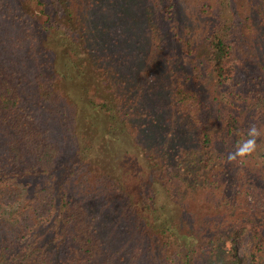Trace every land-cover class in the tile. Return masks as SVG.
Listing matches in <instances>:
<instances>
[{"label": "trees", "instance_id": "1", "mask_svg": "<svg viewBox=\"0 0 264 264\" xmlns=\"http://www.w3.org/2000/svg\"><path fill=\"white\" fill-rule=\"evenodd\" d=\"M137 1L141 6L144 0ZM232 1L220 0L213 17L206 20V55L217 86L229 94L230 102H243L244 108L227 120L224 129V141L243 144V154L238 150L244 156L237 161L239 165L251 161L254 152L264 155V53L256 59L260 66L257 73L252 72L254 65L235 68L233 54L264 47V20L256 28L253 19L258 16L253 14L250 24L247 0H238L235 13ZM103 10L102 0H0V264H247L234 252L233 233L242 234L256 264L255 250L264 258V238L252 247L251 239L257 236L252 224L244 222V226L228 228V232L202 241L187 234L167 206L156 212L157 196L165 197L169 186H175L168 177L161 178L159 191L146 185L135 193L118 179H109L106 186L103 176V182H96L105 185L100 196L119 215L117 222L114 218L109 224L99 220L85 201L70 198L62 178L56 176L64 168L65 156L72 155L73 160L76 153V159L87 155L85 160L93 150L94 142L90 144L80 127L89 135L96 132L94 124L78 120L80 107L66 86L69 79L78 77L86 106L114 120L109 136L119 132L128 142L134 141L136 133L146 138L148 125L141 122L128 100L115 97L118 106L113 108L105 97L92 94L97 86L85 76L91 67L100 74L105 70L101 64L106 58L90 47L91 42L101 40L90 39L93 21L83 17L90 13L100 16ZM261 15L264 17L259 12ZM182 42L183 51L191 55L194 39ZM57 62L64 65L67 78ZM174 78L173 83L166 81L164 87L156 89L157 95L167 99L184 118L200 123V94L191 88L190 74L176 72ZM185 141L194 146V154L187 160L200 167L198 174L204 173L207 186L208 173L217 170L221 159L218 143L202 126ZM248 141L253 143L248 145ZM172 153L173 160L164 156L161 161L167 170L180 167L173 169L183 152L178 149ZM156 158L155 166H159ZM82 168L91 175L88 164ZM151 214L156 215L153 220H149ZM147 226L158 237L157 248L137 238L139 230Z\"/></svg>", "mask_w": 264, "mask_h": 264}, {"label": "rangeland", "instance_id": "2", "mask_svg": "<svg viewBox=\"0 0 264 264\" xmlns=\"http://www.w3.org/2000/svg\"><path fill=\"white\" fill-rule=\"evenodd\" d=\"M219 1L144 0L140 6L137 0H102L106 10L100 16L84 14L83 17L91 18L88 22L93 21L89 29L90 39L101 40L100 43L91 42L90 47H96L97 55L106 58L101 64L104 65L105 72L100 74L92 67L88 72L85 71L86 78L97 86L92 94L105 97L113 108L118 106L115 97L126 98L128 104L142 117L141 122L148 125L144 129L146 138L136 133L134 141L128 142L119 132L109 136V125L112 122L114 124V120L111 121L104 113L98 115L91 107L86 106L78 77L67 80L68 91L80 107L78 120L84 125L86 122L94 124L96 132L89 135L80 127L79 132H84L90 144L94 142L93 150L87 153L89 156L85 160L82 159L87 155L81 154L76 159V153L73 160L70 159L72 155L65 156L62 160L64 168L56 176L60 180L62 178L70 198L85 201L102 222L110 224L114 218L117 222L116 216H119L99 193L105 185L109 186V179H118L128 191L137 193L146 185L159 191L161 184L163 185L161 178L165 176L175 186H169L165 197L157 196L158 203L153 208L160 213L161 207L167 206L172 215L181 221L187 234H195L202 241H210L216 233H225L237 225L244 226L245 222V225L252 224L253 233L257 234L256 238L251 239L252 247L264 238V155L259 157L254 152L251 161L237 164L239 158L244 157L238 153L243 144L240 147L230 140L224 141V129L227 120L244 107L242 101H229V94L217 86L207 65L206 20L213 17ZM232 2L235 13L238 0ZM247 2L250 24L252 15L255 14L258 18L253 19L254 26L258 28L259 21L264 20L263 15L259 17V12L264 13V8L261 7L264 0ZM141 7L145 8L144 11ZM189 37L194 39V51L191 55L182 49V40H188ZM263 49L264 47H258L257 52L253 49L245 50L242 55L234 52L233 66L238 68L241 64L254 65L252 72L257 73L260 66L256 59L263 55ZM53 58L56 60L54 56ZM48 63L53 64L49 60ZM58 65L59 62L57 68L67 78L64 65ZM176 72L190 74L192 82L189 84L200 94V123L184 118L167 99L157 95L159 93L156 89L164 87L166 81L173 83L176 80ZM200 126L213 134L219 146L217 154L221 158L217 170L208 173L207 186H204V173L198 174L200 167L187 160L194 154V146L185 139L191 132L193 134L195 130L199 131ZM146 147L148 149L144 151ZM178 149L183 154L178 156L173 169L177 165L180 167L167 170L161 161L165 159L164 156L173 160L175 154L172 152L176 153ZM225 156L227 159L224 160ZM155 158L160 162L159 166H155ZM87 164L92 169L90 176L82 168ZM156 169L159 171L156 172ZM100 176L102 177L99 178ZM103 176L107 179L106 184H96L97 181L103 182ZM154 216L156 215L149 220H153ZM143 228L137 233V238L157 248L158 237L155 231L150 226ZM228 235L227 233L226 236ZM243 239L242 234L237 236L233 233L231 241L234 252L246 259L247 264H254L251 249L249 251L247 241L244 242ZM255 252L254 256L258 259L256 264H264L263 253L257 250ZM209 258L208 255L207 262Z\"/></svg>", "mask_w": 264, "mask_h": 264}, {"label": "clouds", "instance_id": "3", "mask_svg": "<svg viewBox=\"0 0 264 264\" xmlns=\"http://www.w3.org/2000/svg\"><path fill=\"white\" fill-rule=\"evenodd\" d=\"M252 143H253L252 141H248V145H251ZM243 151H244V149H240L239 150L240 154H243Z\"/></svg>", "mask_w": 264, "mask_h": 264}]
</instances>
